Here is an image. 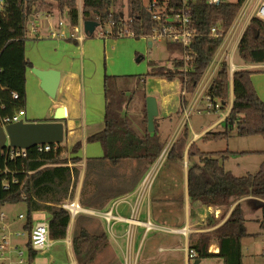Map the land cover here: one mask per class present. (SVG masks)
Here are the masks:
<instances>
[{
    "label": "trees",
    "instance_id": "obj_1",
    "mask_svg": "<svg viewBox=\"0 0 264 264\" xmlns=\"http://www.w3.org/2000/svg\"><path fill=\"white\" fill-rule=\"evenodd\" d=\"M154 0H83L81 13L83 19L96 20L100 30L108 38L132 36L142 38L150 34L159 25L149 4ZM62 11L69 13V27L80 21L78 0H5L0 15V84H5L19 94L17 99L11 95L2 98L0 95V118L14 114L26 106V71L31 62L26 57L25 43L29 22L34 17L38 5L52 7L54 4ZM243 0L232 3L208 5L202 0L190 2L189 12L197 34L192 50L195 55L191 60L192 70L188 73L189 89L193 90L200 77L207 70L215 55L223 36L210 33L212 25L221 20L223 27H229L238 16ZM127 6V17L124 6ZM181 0H157L154 10L160 14L172 13L171 8L179 11ZM114 22L111 24V22ZM110 24L108 31L103 28ZM125 30V35L120 32ZM93 34V33H92ZM91 36V34H89ZM170 49L169 58L173 64H157L149 62L150 68L145 74L115 75L106 74L104 113L105 126L88 136L87 142H100L103 156L89 157L86 160L85 175L81 185L80 203L86 208H106L115 197L130 193L144 175V170L162 154L165 147L155 126L154 132L148 130L146 109L147 78H165L167 80H184V71L180 68L182 61L175 53L183 50V46L167 40ZM180 52V53H181ZM239 56L249 63H264V22L253 17L239 42ZM168 58V59H169ZM234 103L225 118L221 129L208 130L204 133L206 141H218L231 137L232 131L241 134H260L264 137V100L259 96L252 71L238 69L232 77ZM184 82V81H183ZM209 93L227 104L231 97L229 80V62L223 61L217 72ZM136 99L143 106L134 108ZM133 111V112H132ZM156 123V120H155ZM179 138L175 141L168 156L172 164H184L185 150L189 142V128L184 126ZM83 142L78 141L72 147L76 154ZM188 159L199 157V161H188V187L191 202H200L210 206H227L234 204L228 217L216 228L196 233L190 238V247L196 252L200 262L204 258L222 259L223 264H243L242 242L247 235L245 204L258 203L264 213V161L254 174L235 175L226 169L224 161L234 151L228 148L218 152L203 151L196 142L188 150ZM264 153V150L262 151ZM80 160L73 158V163ZM133 161L138 164L130 181L120 177L117 166ZM140 167H143L142 169ZM17 182L12 183L9 190L0 191V203L25 202L29 219L34 211L47 210L51 214L50 227L53 239L66 238L71 221L70 211L63 207L68 199L77 196V188L82 176L78 165L71 166L61 150L38 151L37 147L27 149L26 156L10 159L0 155V173ZM3 177V176H2ZM1 177V178H2ZM254 209L253 207H251ZM219 222L208 221L205 227ZM264 227V220L261 223ZM108 240L107 233L93 235L83 229L73 239L74 254L78 264L93 262L97 252ZM217 242L218 250L211 251L212 242Z\"/></svg>",
    "mask_w": 264,
    "mask_h": 264
},
{
    "label": "crops",
    "instance_id": "obj_2",
    "mask_svg": "<svg viewBox=\"0 0 264 264\" xmlns=\"http://www.w3.org/2000/svg\"><path fill=\"white\" fill-rule=\"evenodd\" d=\"M82 4H83V0H78L79 13H81ZM64 11L68 12L67 9L61 11L56 5V3L52 7L45 5L44 6L38 5L37 7H35L34 17H32L29 22V30H28L29 33L27 35V40L25 43V50H26V57L31 62V65L28 66L26 71L27 93H26V106L24 107V110H26L24 120L31 122L52 121L57 107L64 106L65 115H66L64 119V124H65L64 137L65 136H67L68 138L76 137L78 130H80L81 132L80 136L78 134L77 137L79 138L78 141L83 142V145L80 148V150L77 151L76 154H74V157L77 155L80 157V160L78 161V164L74 163V165L75 166L78 165L81 168V173L83 174L86 167V160L89 157L104 155L102 144L100 142H93V143L87 142V138L94 132L98 131L96 130L97 129L96 126H100V127L102 126L101 129H103L105 126V119H104V113L106 108L105 83H104L105 75L106 74L127 75V74H140V73L123 74L122 72L121 73L117 72L116 66L112 63V58L115 57V55H118V54H113L115 53L116 44L118 43V40L109 37L107 38L102 33V30H100L101 29L100 26L96 27L95 29L96 31L93 32V34L91 33V36L85 33V30L82 27L84 21L82 13L80 15V21L77 24L83 28V32H81V35L79 32H77V37L71 38L69 36H61L60 32H65L67 35H70V33L72 32L71 28L69 27L70 17H68V19L61 18L64 15ZM61 21H63V25H60ZM149 44L152 45V41L151 43L149 42ZM142 58L143 57H141V60ZM247 65H248L247 68L249 69L253 68V69L263 70L262 74L256 75L257 79H259L260 84L255 83V81L254 83L259 96L264 100V63H251V64L247 63ZM34 67L41 69H59L61 71V79L59 82L60 85L56 97L53 99V101H50L49 99V105L43 104L44 111L46 109L49 110V113L51 114L50 118L40 119V120L31 119L34 116L33 113L35 109L34 111H32L29 104L30 105L33 104L35 106L38 102L39 96L43 97L44 101L48 100L47 97L43 95L45 91L40 85L41 79L38 78V76L33 72ZM154 78L155 77L147 78L146 80L147 92L148 95L149 94L154 95L156 97V100L158 101L159 114L156 118V127L158 128V133L161 136L162 140L163 141L165 140L166 142L165 146H166L168 142L175 136H176V140L179 138V136L181 135L180 133L182 132L184 126L189 125L190 119L183 126L180 127L181 128L180 132L177 131L178 129L175 131L172 138H171V134L170 135L167 134L168 136L166 138H163V136L161 135V130L163 127L164 119L172 118L173 113H177L178 117L182 118V114L184 111V101L181 97V88L183 81H181V85L178 87L177 91H175L176 98L178 100L175 104H172L171 99L169 97L170 93H168L167 88L169 87V81H175L176 79L167 80L165 78L163 79L162 78L154 79ZM232 95H233V89H232ZM76 99H79L80 102L79 108L77 103L75 102ZM142 106H143V102L139 99H136L134 108L140 109ZM221 113H222L221 111H218L217 113H212V114L217 115ZM212 114H208V115H212ZM78 115H81L80 118L82 120L81 122L76 123L77 122L76 119L78 118ZM218 116L219 118L216 121L204 127L199 133H194L195 134L194 137L191 140H189L187 144L184 161L185 160H187V162L189 161L187 150L192 143L196 142V144L198 145V142H200V140L203 138L204 133L206 131L217 130L222 128V126L225 123L226 115H222V116L218 115ZM220 125L222 126L220 127ZM76 140L74 141L70 140V145L69 142L67 143L65 141L68 147V153H70L69 151H71L72 149L70 147H73L76 144V142H78ZM173 145L171 146V148L173 147ZM208 152H218V151H208ZM227 160L224 161L225 167H226L225 163ZM182 168L185 170V174L183 175L180 173L178 174L185 176L188 179V166H185L183 164ZM155 184L152 186V190L150 191L148 198L142 204V209L140 214V218L144 221L150 218V220L155 224V228H152L149 231H147L145 228L144 235L140 241L141 243H143L145 236L151 230L154 229L161 231L169 230L172 232H180L181 234H183V229L184 227L187 226L189 228L188 229L189 232H187V236L186 235L184 236H185V241L187 240L190 244L189 240L193 234L210 230L219 226L228 217V215L236 205L234 204L231 207H227V209L224 211L226 218L224 220L219 221L213 218L212 215H214V210H219V209L223 210L224 208H222V206L219 207L210 206L198 202L201 205H204V207L208 209V212L206 216H204V220L202 221L203 225L201 224L200 227H195V228L191 227L187 213L184 226L180 230L175 229L178 226H175L173 224L174 222L177 223L178 221L176 220L177 215L173 211V209L179 205H183V207L186 206V210H188L189 204L194 203L191 202L190 200L188 183L187 185H183V187H181V189H179L176 192H168L165 190V188H163L162 191H158L157 193H155L154 191ZM161 186L163 185L161 184ZM134 192L126 196L113 198V200L108 205H106V208L112 205L114 201L122 199L115 206L116 213L121 215L119 212L121 211L120 209L121 205H123V203L121 202L131 198L129 205L130 207H132L131 209L132 211L134 208L133 206L136 205L138 199V194L136 195ZM124 205L127 207L124 210L127 211L130 210V207H128V205L126 204ZM104 209L90 208V210L93 211L95 210L102 211ZM90 214H93L94 216H98L103 220H105L99 214H94V213H90ZM208 216H210L209 217L210 219L206 218ZM215 220L219 223L211 227H205L208 221L213 222ZM110 232L113 233L114 230ZM157 235L158 233L155 232L153 236L156 238ZM213 245L215 246V249H213V251L214 250L217 251L218 250L217 242L215 241ZM160 249L163 248L161 247ZM185 252H186L184 255L185 263L190 264V260L188 258L186 249ZM218 260L223 262L222 259H218Z\"/></svg>",
    "mask_w": 264,
    "mask_h": 264
},
{
    "label": "rangeland",
    "instance_id": "obj_3",
    "mask_svg": "<svg viewBox=\"0 0 264 264\" xmlns=\"http://www.w3.org/2000/svg\"><path fill=\"white\" fill-rule=\"evenodd\" d=\"M229 2L237 1V0H226ZM126 4L124 6L125 16L127 17L128 12L126 11ZM248 14V13H247ZM246 14V15H247ZM246 15L242 19L244 22ZM69 13L64 11V15L61 17L62 19H68ZM64 21V20H63ZM234 22V21H233ZM232 22V23H233ZM216 24H221L222 21H216ZM230 27V26H229ZM228 27V28H229ZM110 29V24L106 25L103 28V31H108ZM118 40L116 44V50L113 54L115 57L112 58V63L116 66V70L118 73H145L149 68V62L154 61L159 65L163 63H167L169 65L174 66L173 58H169L170 49L167 44L166 38H156V39H146L144 38H134L130 36L120 38H114ZM152 41V45L149 42ZM181 52V51H180ZM179 52V54H180ZM178 53V52H177ZM175 53V57L179 60V54ZM118 56V57H117ZM138 57H143L142 60L138 61ZM169 58V59H168ZM234 60L237 64H251L249 62H245L240 56L239 53L236 52L234 55ZM252 71V78L254 79L255 83L260 84L259 79H257L256 75L262 74V69H249L243 68ZM155 79V78H154ZM180 83V84H179ZM231 84V83H230ZM181 85V81L176 79L175 81H169L168 93H170L169 97L171 99L172 104L177 102L175 91H177L178 87ZM232 93V88H231ZM45 97H47V101H44L43 97H38V102L34 106L33 104L30 105V108L33 113V117L31 119H46L50 118L51 114L49 110L46 109L44 111V105H49L50 101H53L54 98H51L46 92H44ZM75 102L79 108V99H76ZM212 113H202V114H191L190 123H189V140L194 137V133H199L204 127L208 126L209 124L216 121L221 114L217 115H208ZM81 115H78L76 119V123L81 122ZM183 118V117H182ZM182 118L178 117L177 113H173L172 118L164 119L163 127L161 130V135L163 138H166L168 135L171 134V138L175 131L182 126ZM222 125H220L221 127ZM99 130L102 126H96ZM100 127V128H98ZM219 127V128H220ZM177 130V131H178ZM231 137L225 139H220L218 141H204L202 138L200 142H198L199 147L206 151H218L224 150L228 148L231 151H234L229 160L226 161V168L231 170L235 175H244L248 173L254 174L260 169L262 162L264 161V137L260 134H241L237 131L231 132ZM81 134L80 130L76 134V137L68 138L67 136L65 141L70 145V140L78 141L79 138L77 137ZM70 147V146H69ZM72 148V147H70ZM67 154H62L66 156L69 161V164L73 166L74 163L73 158L74 155L71 151ZM199 161V157H192L189 159V162ZM78 164V162H76ZM75 163V164H76ZM152 165L148 166L146 170H144V175L139 180L138 184L133 188L130 193L134 192L136 195L138 194V186L145 178L147 173L149 172V168ZM139 166L136 162L129 161L120 164L117 166V172L121 174L120 177H125L128 181H130L135 173V169ZM141 169L143 167H140ZM163 169L171 170L172 172H177L180 174H185V170L182 168L181 164H172L168 163V160L165 162ZM85 172H83L79 186L77 188V195L81 194V185L84 179ZM155 193L158 191L163 190V186L156 182L155 184ZM130 193L124 194L122 196L129 195ZM149 196V195H148ZM120 197V196H118ZM116 198V197H115ZM148 198V197H147ZM130 199H126L122 201L123 205H121L120 214L123 216H131V209L129 202ZM113 200V199H112ZM111 200V201H112ZM110 201V202H111ZM109 202V203H110ZM108 203V204H109ZM120 203V204H121ZM124 204L130 207V210H124L127 208ZM258 203H251L245 204L246 210V221H247V229L249 235L243 238L242 242V252H243V264H264V227H262L261 223L264 220V213L263 208L261 206H255ZM226 207V208H225ZM253 207L254 209H250ZM99 209V207H97ZM223 210H214L213 218L216 220H224L225 213L224 211L227 209V206H222ZM9 214V221L12 223V226L17 229H22L23 220L18 218V214L20 212L28 211L26 203L19 202V203H12L6 204L3 208ZM96 209V208H93ZM106 209V208H105ZM176 213L177 223L174 222L173 225L178 226L175 229H181L185 224L186 215L188 213L189 223L190 226L200 227L203 223L204 216H206L208 209L201 205L198 202H194L189 204L188 210H186V206L179 205L173 209ZM217 218H216V217ZM51 214L47 210L37 211L33 213V218L36 220L48 219L50 220ZM210 216L206 217L209 218ZM205 218V220H206ZM210 219V218H209ZM113 229L107 224L105 220L98 216H94L86 211H83L76 216L74 222L69 224L68 235L66 238L55 239L54 245L46 250H44L39 256V264H78L74 254V244L73 239L78 236L82 232L83 229L87 230L93 235L107 233L108 240L106 243L101 247V249L97 252L93 262L89 264H186L185 263V247L187 241H185L184 234L180 232H172V231H164V230H151L145 236L143 243H141V239L144 235L145 227L138 226L136 228V238L135 241L130 242V236L126 233L127 229L130 227L127 223L123 221H114ZM203 225V224H202ZM170 227V226H169ZM171 228V227H170ZM114 230L113 233L110 231ZM155 232L158 233L157 237L155 238L153 235ZM189 232V231H188ZM193 234L192 236H195ZM70 238L71 245L69 246L67 240ZM157 239V240H156ZM214 242L211 244L210 249H215L213 245ZM163 249H160V248ZM129 252L134 253V260L128 262L126 257L128 256ZM73 260V261H72ZM200 264H223L222 261L216 258H204Z\"/></svg>",
    "mask_w": 264,
    "mask_h": 264
},
{
    "label": "built area",
    "instance_id": "obj_4",
    "mask_svg": "<svg viewBox=\"0 0 264 264\" xmlns=\"http://www.w3.org/2000/svg\"><path fill=\"white\" fill-rule=\"evenodd\" d=\"M4 1L0 0V15L4 9ZM154 0L149 4V9L154 12V18L159 21V25L153 28V31L150 34L144 35L142 38L146 39H156V38H166L171 42L181 44L183 46L182 52L179 54L182 65L180 68L184 71V82H182L181 88V97L184 101V111L182 114V126L190 119V115L193 113L202 114V113H217L218 111L222 112V115L229 116L234 98L232 93L230 94V101L227 104H224L220 98L213 97L210 93V86L212 85L214 78L219 71L223 61L229 62V77L231 80V86L233 83L232 77L235 70L247 68L248 65L237 64L234 60V55L238 50L239 42L243 37L250 20L253 17L264 22V0H243L241 10L232 23L228 27H223L221 24L212 25L210 33L214 36H223V39L220 46L218 47L215 55L210 61V64L204 74L198 80V83L195 85L193 90L189 89L190 81L188 73L192 70L191 60L194 58V51L192 50V44L195 40L197 34V29L192 23V19L189 12L188 4L190 2H196L197 0H181L182 6L179 11H175L174 8H171L172 13L160 14L158 11L154 10L156 5ZM208 5L220 4L222 2H228L226 0H202ZM238 1V0H237ZM233 2V1H232ZM230 2V3H232ZM248 13V14H247ZM247 14V15H246ZM246 15L244 22L242 19ZM114 22L112 21L111 24ZM60 25H63V21L60 22ZM82 25V24H81ZM83 27V26H82ZM79 25H75L71 28L70 35H67L65 32H60L61 36H69L71 38L77 37V32H83V28ZM125 30L120 32L121 35H125ZM80 37V36H79ZM0 95L4 99L11 95L14 99L19 97V94L16 91H12L5 84H0ZM26 110H17L14 114L0 118V125L4 126L7 123L18 122L24 119ZM181 131L179 128L178 132ZM176 140V136L172 138L165 148L162 150L160 157L153 163L152 167L149 169V172L142 180L140 186L138 187V199L131 216H123L116 213V204L122 200H116L108 208L98 211L90 210V208L84 207L80 203L79 194L74 199H68L63 203V207L68 209L71 214V223L74 222L76 216L79 213L86 211L88 213H94L101 215L107 224L113 229L114 221H123L130 225L127 229V234L130 236V242L134 241L136 236V228L138 226H144L147 231L152 228H155V224L150 220H142L140 218L142 204L147 199L152 186L159 182L162 184L166 191L176 192L183 185H187L188 179L185 176L174 173L169 170L163 169L165 162L168 160L170 154L171 146ZM38 151H51L53 149H60L62 154L68 153V147L66 142H60L58 144H40L36 146ZM1 156H6L10 159H15L20 156L27 155V149H19L13 147H6L4 150L0 151ZM184 165L188 166L187 160L184 161ZM9 170L5 169L4 172L0 173V191L9 190L12 186V183H16V177L12 179L5 177V172ZM167 173L168 177L163 179V176ZM3 176V177H2ZM2 177V178H1ZM5 203H0V264H39L40 254L52 247L55 242V239L51 237V227L48 219L36 220L33 218L29 219L28 211L20 212L18 218L23 220L22 229H17L12 226V223L9 221V214L3 208L6 206ZM37 212V211H34ZM33 212V213H34ZM186 227L183 229V234L187 236ZM187 241V240H186ZM68 244L71 245V240H67ZM187 251L190 264H195L197 261L196 252L193 248L190 247L189 242L185 247ZM213 251V250H211ZM214 252H216L214 250ZM134 253L129 252L128 257L126 258L129 261L134 260ZM201 263V262H200Z\"/></svg>",
    "mask_w": 264,
    "mask_h": 264
},
{
    "label": "water",
    "instance_id": "obj_5",
    "mask_svg": "<svg viewBox=\"0 0 264 264\" xmlns=\"http://www.w3.org/2000/svg\"><path fill=\"white\" fill-rule=\"evenodd\" d=\"M98 26L100 23L96 20L83 21V28L87 34L95 32ZM137 60L140 61L141 57H138ZM33 72L41 79L40 85L44 91L50 97L55 98L60 85L61 71L59 69L34 67ZM146 100L148 130L154 132L155 120L159 114L158 101L151 94L147 95ZM65 116V107L58 106L52 121L31 122L22 119L18 122L7 123L4 126L0 125V151L6 147L30 149L40 144L64 142ZM195 264H200V261H195Z\"/></svg>",
    "mask_w": 264,
    "mask_h": 264
},
{
    "label": "bare ground",
    "instance_id": "obj_6",
    "mask_svg": "<svg viewBox=\"0 0 264 264\" xmlns=\"http://www.w3.org/2000/svg\"><path fill=\"white\" fill-rule=\"evenodd\" d=\"M168 177V175H167V173H165V175L163 176V179H165V178H167ZM188 227L186 228V231H188Z\"/></svg>",
    "mask_w": 264,
    "mask_h": 264
}]
</instances>
